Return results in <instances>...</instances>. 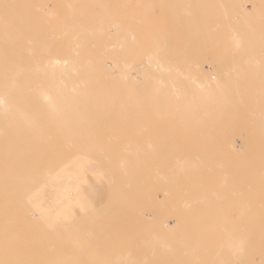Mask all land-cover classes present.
Masks as SVG:
<instances>
[{
    "label": "rangeland",
    "instance_id": "rangeland-1",
    "mask_svg": "<svg viewBox=\"0 0 264 264\" xmlns=\"http://www.w3.org/2000/svg\"><path fill=\"white\" fill-rule=\"evenodd\" d=\"M99 2L0 0V92L8 86L2 81L8 77L20 80L12 85L20 95L25 87L55 86L57 83L45 80L67 79L69 72L79 67L91 69L97 56H102L113 77L111 81H97V85L114 87L109 90L115 98L97 104L92 125L97 129L90 132L98 136L97 148L108 144L114 153L118 152L114 155L118 166H132V171H141L149 179H108L101 167L87 174L74 190L65 185L68 189L60 198L52 196L32 206L27 199V206L25 202L17 208L0 193V220L10 221L6 229L0 230L4 240L1 243L11 246L10 255L0 264H115L117 257L132 250L131 245L142 246L159 237L172 246L180 245L182 240L222 246L225 236L238 231L241 232L236 236L264 239V163L253 162L264 156L260 153L264 149V0H107V6L102 7ZM87 4L91 9H85ZM191 7L207 8L187 15ZM72 8L76 11L72 12ZM230 18L237 25L225 22ZM205 26L210 37L197 39L195 31ZM238 28L249 32L246 41ZM238 39L240 51L236 50L240 47ZM181 45L186 51L181 50ZM69 58L72 65L68 67ZM55 59L60 61L57 67L53 66ZM149 59L162 61L168 71L158 66L154 69ZM158 68L164 71L158 72ZM178 78L183 81L174 82ZM195 79L203 81L208 89H239L241 104L225 106L226 100L219 98L220 120L208 122L204 108L198 107L203 100L197 96ZM235 80L240 83L233 84ZM164 90L170 96L172 91H181L188 104L182 106L181 100L176 103L169 99L171 104L163 101L164 106L154 105L148 110L146 95L157 96ZM33 93L39 94L40 90ZM166 106L172 111H193L194 106L199 109H194L196 117L189 123L171 117ZM4 107L17 108L20 113L23 98ZM1 108L0 105V140L3 133L12 131L3 132L6 115ZM28 109L29 119L43 117L44 113L37 116L33 112L37 111L35 107L32 112ZM46 123L44 120L41 125L45 127ZM8 125L13 127V122ZM48 125L53 129L51 133L66 132L63 123L53 121ZM50 141L63 143L61 137ZM9 142H16L17 148L24 140L16 136ZM2 154L0 144V169L5 165ZM234 156L239 163L229 162ZM198 159L205 161L192 163ZM21 164L27 162L10 165ZM163 170H184L189 179L174 175L164 179ZM225 170L230 176L227 182L219 177ZM234 173L243 177L237 179ZM124 191L139 197L130 199ZM196 196L207 198L203 206L191 201ZM92 222L94 229L90 228ZM167 222L172 231L165 239L162 227L164 224L167 228ZM249 223L255 226L248 227ZM6 238L12 242L5 243ZM13 246H17L16 251ZM254 257L260 260L259 255ZM249 259L245 255L244 260ZM177 262L169 260L166 264Z\"/></svg>",
    "mask_w": 264,
    "mask_h": 264
},
{
    "label": "bare ground",
    "instance_id": "bare-ground-1",
    "mask_svg": "<svg viewBox=\"0 0 264 264\" xmlns=\"http://www.w3.org/2000/svg\"><path fill=\"white\" fill-rule=\"evenodd\" d=\"M106 1L107 0H100L99 5L101 7L104 4L107 6ZM88 6L89 5L87 4L85 6L86 7L85 9H91V7ZM205 8L207 7L204 8L191 7V10L186 11V14L192 15L194 11L199 13L202 9ZM71 11L74 12L76 11V9L72 8ZM231 19L232 18L227 19L225 22L232 26L237 25L235 21L232 22ZM238 30H239L238 32L241 31L240 34L243 33L245 35L244 36L242 34L244 36V41H246V39L249 37V32L245 31V29L243 28H238ZM209 35L211 34L209 33V30L206 26L201 27L200 29L195 31V36L197 39H201L200 37H202L207 40L206 36L210 37ZM241 41L243 42L242 38ZM238 44L240 46L239 39L237 45ZM240 49L241 46L236 50L240 51ZM181 50L186 51V48H184V46L181 45ZM162 57L163 55L160 57L161 58L160 60H163ZM160 60L158 62H153L152 60L150 61L149 59L151 63L148 62V64L153 65L154 69H156L157 66L159 68L161 67L165 69L164 68L165 64L163 65L162 61L160 62ZM59 62L60 61L58 59H55L53 61V66L57 67L59 65ZM62 65L64 66L65 62ZM70 65L72 64H71V59L69 58L68 60H66V66L69 67ZM160 70L161 69H159L158 72ZM165 70L168 71V69ZM17 71L24 72L21 69ZM63 71L64 68H62L61 73H63ZM57 72L59 73V71ZM97 73L99 76V80H97ZM111 73L112 72L110 67L107 66V64L105 65V63L103 62V57L97 56V62L93 63L91 69H82L81 67H79V70L78 69L71 70L68 74L69 77L67 79H64L63 77H59L56 79L45 80L47 83H57V85L55 86L50 85V86L42 87L40 89H35L34 86L25 87L24 91L22 89L20 90L22 95H20V92L15 87H12V85H16L20 80L9 77L2 80L5 82L6 85H8L3 89H1L0 92V105L2 107L1 111H3L6 115L5 118L3 117V119L6 120V125L4 126L3 132L9 130L12 131H9L11 132L9 134L3 133L1 135L2 139L0 140V144L3 147V154H2L3 161L5 163V165L2 166L0 169V186H1L0 193L2 196L9 197L8 201H10L11 206L17 208L20 206H24L25 202H26L25 205L27 206L29 204L27 202L28 200L30 201L29 205L32 206L33 204L34 205L38 204V202L40 201L47 200L49 197H51L52 199V196H56L60 198V196L63 195V193H66L68 189L64 187L65 185H70V187L73 189L74 187H76L77 183L87 178V174L95 173L97 172V169H100L101 167L103 168V171L107 172L108 179H113V180L118 179L124 181H137L139 179H145V180L149 179V177H145L144 174L142 175L143 172L141 171L138 172L132 171L134 170V168L132 166H128L125 162L124 164L126 165L123 166L121 164L118 166L117 165L118 160H116L117 157L114 156L118 152L114 153L115 151L113 152V150L109 148L110 146L108 144H100L99 147L101 148L99 147L97 148L98 136L90 132L97 129L94 127L92 128V125L95 123L94 119L96 117L95 112L97 111V104L101 102H106V103L111 102V100L115 98L113 94H110L111 92L109 90V89H114V87H107L105 85H100V84L97 85V81L99 83H101L102 81L103 82L111 81L113 77ZM25 81L39 82V80H25ZM181 81H183V79L181 78L174 80V82H181ZM195 81L197 84V88L195 90L199 92L197 96L201 101L203 100V105L200 106L197 105V106L198 107L202 106L204 108V113L208 117L207 120L208 122L212 123L220 120L219 109H218V106L220 104V102H218L219 98L226 100L225 106L229 104L232 107L234 106L235 103H238V105L241 104L238 101V99L242 96L240 95L239 89L234 90L233 88L235 87L233 86L228 89L226 88V91L223 87L208 89L207 87H204L205 83H203V81L198 79H195ZM230 82L232 83V81ZM235 82L240 83L235 80L233 84ZM161 83H163V81L162 82L160 81V84ZM160 87L161 86H159L157 89H160ZM172 89L176 90L177 87H172ZM33 90H40V93L34 94ZM193 95L194 94H191V96ZM246 95L248 94L246 93ZM185 97L186 95H184L181 91L178 92L172 91V95L170 96L169 91L164 90V92H160L159 94H157V96L153 94H147L146 106L150 107L147 108L148 110H150L151 107L153 108L154 105L159 107L160 105H162L163 101L168 102L169 99L175 100L176 103L178 102V100H181V105L186 106L188 102L183 101ZM22 98L24 101V109H22V112L19 113L17 108L4 107L6 103H9L12 100L19 101ZM194 101H198V100L195 99ZM171 102L169 101V104H171ZM62 103L64 104V107L61 106ZM195 103L198 104V102ZM34 107L35 109H37V111L35 110L33 112L36 113L37 116L39 114L42 115L44 113L43 117H36L32 119L28 118L29 116L28 108H31V112H32V108ZM166 107H167V111L171 114V117L176 116L179 120L184 122L189 121V123L190 121L193 122L195 116L194 114L199 109V108L197 109V107L194 106L195 107L194 109H197L195 110L194 113L193 112L194 109L192 111L189 110L190 108H184V109H179L178 111L175 110L172 111L171 109L168 108L169 106ZM44 120H46L47 122L45 127L41 125V122ZM10 121L13 122V127H10L8 125ZM53 121L63 123L65 125V130H66L65 134L57 135L56 133L50 132L53 129L50 128L48 124ZM17 122L19 124L16 127ZM203 122L206 123V121L204 120ZM189 123H187V126L190 125ZM210 129L214 130V128L212 127H210ZM15 131H19L20 133L16 135H12V133ZM57 131L59 133V130ZM16 136H20V138L23 139L24 142L16 146L17 148H14V146L17 143L9 142V140ZM55 137H61L63 143L51 142L50 140ZM218 140L220 142L219 138ZM21 146H33V147L46 146V147H51L52 149H45L39 151H34V150L23 151L21 149ZM59 146L62 147L66 146L67 148H73V149H69V150L55 149L56 147ZM260 153L261 155L264 154V149L261 150ZM235 157L236 156H234V158H231L229 162H232L233 164L234 162L239 163V160L235 159ZM123 161H127V159L126 160L124 159ZM204 161H205L204 159H198L192 161V163L200 164V162L203 163ZM15 162H20V163L27 162V165L24 164L16 165V166L10 165ZM253 162L264 163V156L255 159ZM30 163H34L35 165H30ZM237 170H241V169L238 168ZM226 171L227 170L224 171L225 172L224 174L219 175V177L225 182H227L226 180L230 177L228 174L229 172ZM161 175L162 177H164V179H169L173 175L177 176L178 179L188 178V175L186 176V171L184 170L183 171L178 170L173 172H170L169 170H163L161 172ZM234 175L237 179H241V177H243L241 173H234ZM95 179L97 180L96 176ZM124 192L129 196L130 199L137 200L139 197V195L138 196L134 195V192H128V191H124ZM1 195H0V200H1ZM206 199L207 198L205 196L204 197L196 196L191 198V201L194 202L196 205L201 204V206H203V201H205ZM27 210L25 209V211ZM38 212L40 211L38 210ZM29 214H31V212H29ZM35 214L38 215L37 213H34V215ZM9 224L10 221H8L7 219L5 221L0 220V230L6 229L9 226ZM168 224L169 222H167V228L164 227V224L162 227V234L165 239L166 237H169L172 231V228ZM94 225L95 224L92 222V224H90V228L94 229ZM247 226L253 227L255 226V224L249 223L247 224ZM237 233H232L225 236L222 246L219 245L216 246L212 243L202 244V242L200 244H195L193 242L184 241V240H182L180 245L172 246L170 245V243L167 244L168 240L162 241L161 237H159L158 240H155L154 238V241L147 240V242L142 246L131 245L130 248L132 250L127 252L125 255L117 257L116 258L117 261L115 264H166L168 263L169 260L170 261L173 260L174 262L178 261L177 264H245L246 262H249L251 264H260L264 262V239H255L247 235L236 236ZM98 234H100V232ZM147 236L150 237V235ZM8 239L9 238L5 239V243L12 242V241H8ZM1 242L4 243V240H1L0 238V260L3 259L4 257H8L11 252V246L7 245L4 247L2 246ZM16 247H14L15 251H16ZM245 255L250 256V259L248 261L244 260ZM253 255L254 256L259 255L260 260L257 262V258H255ZM198 259H201L202 261L196 263ZM53 264H60V263L55 262Z\"/></svg>",
    "mask_w": 264,
    "mask_h": 264
}]
</instances>
